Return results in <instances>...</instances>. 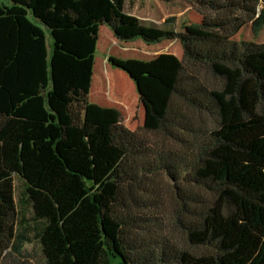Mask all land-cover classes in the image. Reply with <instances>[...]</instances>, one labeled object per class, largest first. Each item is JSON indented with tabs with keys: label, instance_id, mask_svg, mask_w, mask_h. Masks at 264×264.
Returning <instances> with one entry per match:
<instances>
[{
	"label": "trees",
	"instance_id": "1",
	"mask_svg": "<svg viewBox=\"0 0 264 264\" xmlns=\"http://www.w3.org/2000/svg\"><path fill=\"white\" fill-rule=\"evenodd\" d=\"M189 2L200 17L176 31L125 0H0V264L31 240L14 175L42 222L43 264H264V43L233 38L260 31L264 7ZM101 24L120 41L182 46L180 59L108 55L145 108L134 130L88 100ZM160 174L177 207L152 223L141 210L161 201L144 179Z\"/></svg>",
	"mask_w": 264,
	"mask_h": 264
},
{
	"label": "rangeland",
	"instance_id": "2",
	"mask_svg": "<svg viewBox=\"0 0 264 264\" xmlns=\"http://www.w3.org/2000/svg\"><path fill=\"white\" fill-rule=\"evenodd\" d=\"M4 1V0H2ZM139 1V0H137ZM126 9H132L130 0H125ZM144 6L149 5L151 7V19L147 18L144 21L147 25L158 26L159 16L166 9L173 11L186 10L184 15L174 23L176 29L173 28V24H168V29H174L176 31L181 29V25L187 22H194L197 20L198 15L194 10L193 5L189 0H144ZM141 6L143 11L145 8ZM264 7V0H260L259 8ZM173 16V15H172ZM148 17V16H146ZM157 21H156V20ZM112 31L107 24H102L99 29V37L96 45L94 68L91 82V91L88 95V100L94 103H102L103 105L113 106L120 110L122 116V123L131 130L137 129L143 124L144 120V108L139 101L138 93L135 87V82L129 73L111 66L108 62V55H114L120 58H137V59H150L160 52H172L179 54V48L182 50L181 43L177 38L168 41L166 46H162L164 43H152L148 44L142 39L138 38L133 41H120L112 38ZM236 40H250L257 43H264V25L257 33H253L250 24L243 26L239 32L233 37ZM178 41H177V40ZM156 47V51L152 48ZM154 51V52H153ZM150 140L154 142L161 141V136L156 134H149ZM166 145V149L178 148L177 144H174L170 139H165L162 143ZM151 182L149 183V180ZM144 181L149 183V187L153 189V194L160 197L161 206H147L141 210L142 218L146 221L154 222L161 221L167 222L169 218L173 217V212L177 207L175 201L176 195L172 182L169 181L165 175L160 174L154 177L147 176ZM14 192L16 197V205L19 211L18 213V231L27 229V237H30V242H26L23 245L22 253L13 252L6 254L2 259V264H43V255L40 250V244L35 237V232L41 228L42 222L33 218L32 209L29 202L26 201L24 195V184L21 178L14 175ZM151 199L149 197H144ZM175 235H180L176 230L173 231Z\"/></svg>",
	"mask_w": 264,
	"mask_h": 264
},
{
	"label": "crops",
	"instance_id": "3",
	"mask_svg": "<svg viewBox=\"0 0 264 264\" xmlns=\"http://www.w3.org/2000/svg\"><path fill=\"white\" fill-rule=\"evenodd\" d=\"M130 5L132 6V9H130V10H127L126 9V2L124 3V9H125V11L126 12H128V13H130V14H133V15H135V16H137L138 18H140L143 22L144 21H146V19L147 18H149V19H151V21L153 20L152 18H151V14H153L152 12H151V7L149 6V5H147V6H144V4H143V2H144V0H139V1H137V0H130ZM141 6H144V10L142 11L141 10ZM185 9V8H184ZM179 10V11H173V10H171V9H168V10H164L163 12H162V14H160V16H159V20L157 21L156 19V21L157 22H159V25H160V27H164V28H166V27H170V26H166V25H168V24H165L164 23V20H165V18L166 17H168V16H176L177 18H176V21L180 18V17H182L183 15H184V13H185V11L186 10ZM197 15H198V18L197 19H199V17H200V15L197 13ZM146 16H148V17H146ZM171 24V23H170ZM173 24V28L174 29H176V24L173 22L172 23ZM100 26H102V24L100 25ZM99 29H100V27H99ZM112 38L113 39H115V37L112 35ZM170 40H172V39H165V40H162V41H160V42H157L158 44L159 43H164L162 46H166L167 44H168V41H170ZM174 40V39H173ZM172 40V41H173ZM177 40V39H176ZM178 41V40H177ZM167 44H166V43ZM156 43V44H157ZM182 47V46H181ZM156 47H154V48H152V50H154V51H156L157 49H155ZM153 51V52H154ZM177 51H178V49L176 50V52L175 53H172V52H160L159 54H161V53H170V54H173V55H175L177 58H181L182 57V54H183V52H182V50L179 48V54L180 55H178L177 54ZM157 52V51H156ZM159 54H156L154 57H156V56H158ZM154 57H152V58H150V59H153ZM150 59H142V60H150ZM90 91H91V87H90ZM90 91H89V93H90ZM97 104H100V105H103L102 103H97ZM103 106H108V105H103ZM144 108V107H143Z\"/></svg>",
	"mask_w": 264,
	"mask_h": 264
},
{
	"label": "water",
	"instance_id": "4",
	"mask_svg": "<svg viewBox=\"0 0 264 264\" xmlns=\"http://www.w3.org/2000/svg\"><path fill=\"white\" fill-rule=\"evenodd\" d=\"M144 107V106H143ZM144 111H145V108H144Z\"/></svg>",
	"mask_w": 264,
	"mask_h": 264
}]
</instances>
